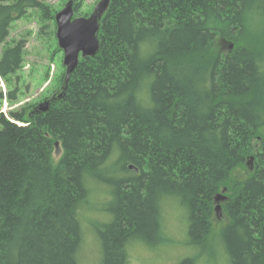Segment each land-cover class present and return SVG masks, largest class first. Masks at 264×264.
Returning a JSON list of instances; mask_svg holds the SVG:
<instances>
[{"label":"trees","instance_id":"obj_1","mask_svg":"<svg viewBox=\"0 0 264 264\" xmlns=\"http://www.w3.org/2000/svg\"><path fill=\"white\" fill-rule=\"evenodd\" d=\"M30 10L56 26L44 0H0V83L22 68L25 41L7 40ZM61 82L47 112L8 118L0 94V264H80L91 182L111 196L101 264L171 242L169 201L186 211L187 246L264 264V0H110L99 53Z\"/></svg>","mask_w":264,"mask_h":264},{"label":"rangeland","instance_id":"obj_2","mask_svg":"<svg viewBox=\"0 0 264 264\" xmlns=\"http://www.w3.org/2000/svg\"><path fill=\"white\" fill-rule=\"evenodd\" d=\"M55 12H60L69 0H44ZM79 3V11L74 17L89 16L101 0H75ZM47 25V28H43ZM25 41L24 62L22 68L11 77L9 83L1 81V112L10 118V113L21 111L28 106L38 107L46 100L59 96L63 91L61 82L66 68L63 64L64 53L58 47L56 26L52 21H44L38 10H30L28 14L12 24L11 34L7 40L9 45ZM6 47L0 45V54ZM19 78L20 90L17 100L11 102L8 94L16 88ZM61 82V83H60ZM62 152L54 154L58 160ZM248 167V166H247ZM239 175V174H238ZM241 176V175H239ZM90 195L88 203L82 208L83 243L78 259L80 264H101V246L96 234V226L110 219L106 207L111 196L105 186L96 182L89 183ZM222 202V201H221ZM221 202L219 203L221 207ZM218 203L216 202V206ZM216 208V207H215ZM222 215V214H221ZM226 220H218L216 228L225 224ZM164 229L171 242L160 247H146L134 244L128 248V264H182L185 258L200 257L197 264H226L222 254L214 253V246L203 244L187 246L189 221L186 211L176 202L169 201L163 210Z\"/></svg>","mask_w":264,"mask_h":264},{"label":"water","instance_id":"obj_3","mask_svg":"<svg viewBox=\"0 0 264 264\" xmlns=\"http://www.w3.org/2000/svg\"><path fill=\"white\" fill-rule=\"evenodd\" d=\"M109 4L110 0H101L89 17L74 18L73 1H69L56 14V37L59 48L64 52L63 64L66 67V82H68L70 76L79 66L81 59L95 57L99 53L102 18L108 10ZM232 48L233 46L231 45L230 49ZM49 107L50 102L44 101L38 106V109L41 112H47ZM55 147L58 149L59 143H56ZM252 162L253 159L251 158L248 165H251ZM251 169L253 168L251 167ZM223 193L216 197L218 205L215 208V212L218 219L221 218L219 203L225 200Z\"/></svg>","mask_w":264,"mask_h":264},{"label":"flooded vegetation","instance_id":"obj_4","mask_svg":"<svg viewBox=\"0 0 264 264\" xmlns=\"http://www.w3.org/2000/svg\"><path fill=\"white\" fill-rule=\"evenodd\" d=\"M74 4H76L75 1H74ZM58 99H60V96H57V95H55V97H53L52 99H49L50 100V105L52 104L53 100H58Z\"/></svg>","mask_w":264,"mask_h":264}]
</instances>
